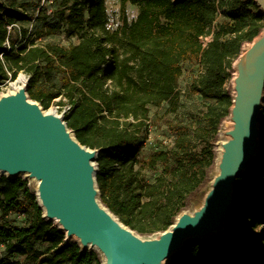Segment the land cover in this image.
Listing matches in <instances>:
<instances>
[{
	"label": "trees",
	"instance_id": "16d2710c",
	"mask_svg": "<svg viewBox=\"0 0 264 264\" xmlns=\"http://www.w3.org/2000/svg\"><path fill=\"white\" fill-rule=\"evenodd\" d=\"M139 9L120 30L107 26L106 0H0V85L24 73L28 97L43 110L54 103L71 106L66 119L78 142L98 152L100 202L119 221L143 237L167 231L189 201L210 182L216 163L215 144L230 115L227 84L246 44L264 30V14L255 0H121ZM22 9V13H17ZM25 14V16H24ZM224 21L217 23L219 16ZM17 22L32 23L36 39L19 35ZM79 38L68 47L38 44L57 33ZM211 36L207 46L202 38ZM21 38V39H20ZM9 42V48L6 46ZM199 64L190 86L205 109L169 123L171 147L143 158L151 108L178 111L183 64ZM259 127L264 129V102ZM256 157L234 186L226 219L227 242L188 240L169 264H264V255H238L244 230L264 220L250 204L256 180L264 179V161ZM23 219L21 225L10 219ZM47 244L43 249L36 245ZM15 256L32 264H102L93 251L83 252L75 240L44 218L35 190L23 177L0 178V264H16Z\"/></svg>",
	"mask_w": 264,
	"mask_h": 264
},
{
	"label": "water",
	"instance_id": "95a60500",
	"mask_svg": "<svg viewBox=\"0 0 264 264\" xmlns=\"http://www.w3.org/2000/svg\"><path fill=\"white\" fill-rule=\"evenodd\" d=\"M264 14V0H255ZM244 48V47H243ZM233 68V129L222 135L221 158L202 206L182 212L165 232L140 236L100 202L98 152L81 145L64 117L45 112L27 94L29 79L15 93L0 96V173L34 180L44 218L55 221L66 239L77 238L83 252L95 249L102 264H169L191 239L207 242L223 230L231 213L234 186L256 158L264 102V33L245 48Z\"/></svg>",
	"mask_w": 264,
	"mask_h": 264
},
{
	"label": "rangeland",
	"instance_id": "374dc122",
	"mask_svg": "<svg viewBox=\"0 0 264 264\" xmlns=\"http://www.w3.org/2000/svg\"><path fill=\"white\" fill-rule=\"evenodd\" d=\"M20 1L22 2L25 1L30 3V5L32 6L31 12L35 14L37 13L38 0H20ZM42 3H44V0H42ZM106 11H107L106 16L108 23L107 26L111 32L120 30L121 27L123 26V21L125 18H127L129 23H131L137 18L139 14V9L136 6H133L129 3L123 6L121 0H106ZM17 13H22V9H18ZM223 21H224V17L222 15L219 16L217 19V23H221ZM15 25L16 26L14 29L16 30V32L12 33L14 37L17 34L19 35V33L23 28H26L28 29L26 40L27 39L35 40L37 38L36 35L31 33L32 23L17 22ZM263 33L264 30L257 38L261 37ZM253 42L250 44H246L243 48V51L245 48L251 46ZM37 43L42 45L49 43H56L60 46L68 47L70 45L78 44L79 38L77 37L68 38L64 32H60L55 34L54 36H49L46 39H40L37 41ZM6 46L7 47L9 46V42H6ZM1 63L4 64V59L0 55V64ZM4 69L7 73L8 79L5 80L4 83L2 84L4 86H3V90H0V92L2 93L1 95L9 94V92L12 90L11 89L12 83H14L20 75L26 77L24 73H19V75L15 79H13L12 73H10L7 68L4 67ZM200 71L201 68L199 64H190V63L183 64V74L179 81V88H178L181 94V100H180V105L178 106V111L176 113H173L172 107L168 108L167 106H162L160 108H151L150 121L148 122L150 128L148 130V134H146L144 150L141 154L143 158H149L155 151L172 146L174 141V134L172 133L170 127L168 126L169 123L186 120L188 114L196 113L199 110L205 109L204 101H202V99L199 96L190 94V86L192 84V81L194 80L195 77L199 75ZM232 71H233L232 78L227 84V90L231 92L233 96L234 95L233 84H234V78L236 72L234 68ZM44 111L56 113L64 117L66 121L67 117L71 113V106L66 105L64 107H60L59 105L54 103L49 109ZM228 121H229V117L226 118V120H224V122H228ZM222 132H223V124L221 125V129L218 134V140L215 144V152L217 157L216 163L218 159V154H217L219 149L218 144L222 140H224ZM258 141H259V147L256 157H258V155L261 153L262 156H260L259 159L261 160L262 158L264 161V129L260 131ZM216 163L210 174V182L208 183V185H206V187H204L194 197L191 198L188 204V208L184 212L193 213L194 211L198 210L204 203V198L209 190L211 182L213 178L218 174ZM2 176H7V175L0 173V178ZM21 177L26 178L25 175H22ZM28 181L30 182L31 188L36 191L37 185L34 182V180H28ZM256 185L257 187L255 193L253 194L252 197H250V204L253 208L256 209V211H258V213L264 214V179L258 178L256 180ZM9 218L15 220L16 225H21L23 223V219L17 218L16 216H10ZM260 221L261 222L257 223L255 227L250 228L248 231L244 230L245 232H243V236H242L244 246L242 248V251H240L238 255H241L242 253L248 255L251 252H257L264 255V220H260ZM52 223L56 225L55 221H53ZM221 238L222 239L220 240L227 242V237L224 236ZM71 239L78 241L76 237H72ZM212 239L217 240L218 237H212ZM46 246L47 244H41V245L37 244L36 248L43 249ZM90 251L97 253L95 249H90ZM12 261L15 262L16 264H32V262L28 258L21 256L13 257Z\"/></svg>",
	"mask_w": 264,
	"mask_h": 264
},
{
	"label": "bare ground",
	"instance_id": "6f19581e",
	"mask_svg": "<svg viewBox=\"0 0 264 264\" xmlns=\"http://www.w3.org/2000/svg\"><path fill=\"white\" fill-rule=\"evenodd\" d=\"M23 83H24V78H23L22 75H20V76L18 77V79H17L14 83H12V86H11V89H12V90H11L9 93H15V92H17L18 89L23 85ZM232 129H233V123H232L231 120H230V121H229V124H228V125H227V124L225 125L224 133H225V134H228V132H230ZM229 139H230V137L225 135V139L222 140V141L218 144V147H219L218 152H217L218 157L221 158V155H222V152H223V145H224ZM222 232H223V230H219V231H217L216 233H214L213 237L221 236V233H222Z\"/></svg>",
	"mask_w": 264,
	"mask_h": 264
},
{
	"label": "built area",
	"instance_id": "2783aa9c",
	"mask_svg": "<svg viewBox=\"0 0 264 264\" xmlns=\"http://www.w3.org/2000/svg\"><path fill=\"white\" fill-rule=\"evenodd\" d=\"M16 25H14V26H11V27H8V30H11L12 29V27H15ZM211 40V36H207V37H204V38H202V44H203V46L205 47V46H207V44H208V42ZM8 48H9V46H8ZM3 55H1V57H2ZM3 86L4 85H0V90H3ZM1 92H0V96H1Z\"/></svg>",
	"mask_w": 264,
	"mask_h": 264
}]
</instances>
